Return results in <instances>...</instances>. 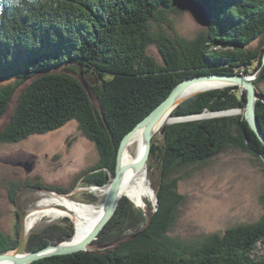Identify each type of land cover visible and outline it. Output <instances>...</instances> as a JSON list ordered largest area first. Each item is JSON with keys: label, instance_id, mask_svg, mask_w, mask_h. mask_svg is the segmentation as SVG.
Here are the masks:
<instances>
[{"label": "trees", "instance_id": "1", "mask_svg": "<svg viewBox=\"0 0 264 264\" xmlns=\"http://www.w3.org/2000/svg\"><path fill=\"white\" fill-rule=\"evenodd\" d=\"M211 11L210 27L187 40L176 34L170 20L183 14L172 0H0V122L16 89L28 82L0 131V144H14L76 121L100 156L81 182L85 187L105 185L113 177L122 138L178 83L207 74L250 75L255 63V72L261 67L264 0H211ZM151 46L162 57L160 64L148 55ZM66 72H89L95 83L85 88ZM262 81L264 72L257 87ZM245 105L246 93L237 87L211 90L181 103L172 118L231 109H241L242 114L161 127V139L156 135L152 139L148 159L162 167L157 210L149 215L148 226L139 227L143 214L123 197L94 241L115 248L51 256L31 264H264V254L253 253L264 243V213L254 223L190 242L168 235L185 202L174 174L205 166L227 152L248 153L264 164V146L244 119ZM255 110L264 135V102L257 101ZM27 184L9 183L13 205ZM260 201L264 209V194ZM18 219L13 237L0 230V254L17 247ZM73 235L71 220L61 219L30 234L26 250L37 252Z\"/></svg>", "mask_w": 264, "mask_h": 264}, {"label": "rangeland", "instance_id": "2", "mask_svg": "<svg viewBox=\"0 0 264 264\" xmlns=\"http://www.w3.org/2000/svg\"><path fill=\"white\" fill-rule=\"evenodd\" d=\"M182 13V15L171 17L170 20L176 34L190 40L195 37L194 34L197 31H201L205 27L197 25L188 13ZM253 46H259V42H254ZM261 46L264 47V39ZM147 53L159 64L162 62V57L155 46H151ZM255 67L256 63L251 67L250 75L255 72ZM66 73L71 74V72ZM234 74L242 75L240 72ZM72 76H76L85 88H87V83L90 85L95 83L94 75L89 72L80 73L79 75L73 74ZM27 84L28 82L16 89L9 110L0 122V131L9 121L16 107L17 98ZM258 87L264 94V81L258 83ZM224 88L227 87L221 89ZM208 91L211 90L199 94ZM90 98L93 105L98 107L97 100L92 94H90ZM240 113H242V110L229 112L230 117L240 115ZM207 115L209 113L202 116ZM211 115L209 118L222 117L214 116L215 114ZM165 123L169 124L168 122ZM159 131L155 135L160 140ZM134 150L135 147L131 148L132 154H134ZM99 160L100 156L95 144L83 135L75 121H70L56 130L43 134L29 135L25 139L17 140V143L14 144H0V230L5 235L12 237L16 235L17 224L15 222L19 218V214L16 217L17 210L24 216L28 212L35 211L36 203L45 198V195L57 194L53 189H50L51 187L62 188L66 191L64 197L79 204L101 205L102 207L106 197V194L104 196V193H102V189L106 187L109 189L113 178L102 186L91 185L85 187L81 182L88 176H85L84 172L94 167ZM143 169L147 172L146 183L152 189L154 199L144 197L145 206L140 208L126 197L128 201L130 200L134 209L141 211L143 214L144 220L139 227L148 226L149 215L155 213V206L158 202V183L162 174V167L155 159L153 161L148 160ZM172 179H178L177 192L185 197V202L179 208L176 222L168 233L170 237L187 242L194 241L213 233L224 232L227 228L239 224L254 223L264 213L260 201L261 196L264 194V164L248 153L241 151L222 153L205 166L192 167L177 172L172 176ZM10 182L28 183L17 192L16 205H13L9 198L7 188ZM38 185L45 186L47 189L38 188ZM58 195H61V193ZM91 197L95 199L94 203ZM57 206L61 209L66 208L61 204ZM65 217L68 218L69 216L61 215L60 218L54 221L43 219L41 223L35 225L29 231V234L41 230L44 225L57 224ZM71 222L73 223L72 218ZM26 223L25 220V227ZM73 228L75 229V225ZM131 234L127 235L130 236ZM133 234L135 233L133 232ZM114 247L104 244L102 246L94 245L91 248L95 252H107ZM253 253L255 255L264 254V243H260Z\"/></svg>", "mask_w": 264, "mask_h": 264}, {"label": "water", "instance_id": "3", "mask_svg": "<svg viewBox=\"0 0 264 264\" xmlns=\"http://www.w3.org/2000/svg\"><path fill=\"white\" fill-rule=\"evenodd\" d=\"M172 5L179 12L189 13L191 18L199 23L198 25L201 27H205L204 29H208L211 24L212 19V11H211V0H172ZM244 71V70H243ZM264 71V60L262 62L261 68L253 73L252 75H248L245 72H240L239 74H207L201 76H194L188 78L186 80L178 83L169 93V95L158 104L146 117H144L141 121H139L132 130H130L121 140L119 147L117 149L116 154V165L114 176L109 187V191L106 194L104 199V211L100 217V221L96 224L94 229L90 232V235H86V237L77 244L74 245H64V243L49 245L44 249H41L37 252H26V247L28 243L29 233L26 231L24 225V215L20 213L21 219V231L18 238V245L16 250L0 254V264H31L35 261L58 255H69L75 252L87 251L88 253H93V250H90L88 247L91 246L92 242L95 241V236L99 234V232L103 229V227L109 221V218L114 215V211H116V207L118 205L117 202V193L119 187L122 183L124 171L126 167H121L120 162L122 155L130 143L133 136L140 132L142 135V143H143V154L141 158L132 166L134 171H139L143 169L148 161L152 139L156 134V131L164 125L166 122V118L170 111V115H172L173 111L185 100L197 95L195 93H189L188 95V87L193 83L199 81H215L217 83H225L226 87H237L241 94L245 91L246 93V105L243 112L244 118L248 123L249 127L255 133L259 141L264 146V135L261 132V129L258 124V119L256 116V102L262 101L264 102V94L255 84V81L263 74ZM249 76V77H246ZM219 89V88H217ZM221 89V88H220ZM199 94V93H198ZM234 110L220 111V112H210L208 116L195 115L189 117H173V122L170 123H181L187 121H195L200 119H207L211 117V114H215L214 116H230L231 114H220L225 112H230ZM239 111V110H237Z\"/></svg>", "mask_w": 264, "mask_h": 264}, {"label": "bare ground", "instance_id": "4", "mask_svg": "<svg viewBox=\"0 0 264 264\" xmlns=\"http://www.w3.org/2000/svg\"><path fill=\"white\" fill-rule=\"evenodd\" d=\"M189 14V13H188ZM190 15V14H189ZM213 19V16H212ZM196 22V21H195ZM197 23V22H196ZM199 23H197L198 25ZM262 66V65H261ZM261 68V67H260ZM264 72V71H263ZM225 83H217L215 81H199L196 83H193L188 87L189 93H201L207 90H215L217 88H223ZM227 85V84H225ZM231 112V111H230ZM225 114H229L225 113ZM208 116V115H207ZM166 122H173L174 119H172L170 115V111L168 113V116L165 120ZM166 124V123H165ZM157 132V131H156ZM134 154L131 153V148H134ZM143 143H142V135L140 139V132H137L133 138L131 139L130 143L126 147L122 158L120 162L121 167H126V170L124 171L122 183L119 187L118 193H117V202L119 206V202L122 197H127L131 201H133L138 207L143 208L145 206L144 197H150L151 200L154 199V193H152V189L149 185H147V172L144 169H141L139 171H134L132 166L141 158L143 154ZM102 188V187H101ZM100 189V188H99ZM108 187L102 189V193L105 194L108 193ZM40 194V193H39ZM46 197L42 200L38 201L35 205V211L28 212L24 217V225L26 220V231L29 232L33 229L35 225H38L41 223L43 219H48L50 221L57 220L61 217V215L69 216L72 218L73 223L75 225V233L73 237L65 242L64 245H74L82 241L86 235H90L91 231L94 229L96 224L100 221V217L103 214L104 206H94V205H87V204H79L67 197L61 196V195H45ZM64 205L66 208L61 209L57 205ZM104 204V203H103ZM116 207V208H117ZM116 212V211H114ZM19 214V213H18ZM115 214V213H114ZM20 216V214H19ZM114 216V215H113ZM112 216V217H113ZM109 218L110 219L112 218ZM70 218V220H71ZM20 225H21V219H19ZM93 224V225H92ZM105 227V226H104ZM103 227V229H104ZM20 228V227H19ZM102 229V230H103ZM102 230L99 232V234L102 232ZM21 231V229H20ZM19 231V235H20ZM98 235L95 236V239H98ZM19 238V237H18ZM58 243V244H61ZM56 245V244H51ZM94 241L92 242L91 246L88 247L89 249L93 247ZM97 245V244H96ZM116 245V244H115ZM114 246V245H112ZM17 248V247H16ZM13 249L14 250H16ZM115 248V247H114ZM113 249V248H112ZM84 253H88L87 251H82ZM79 253V252H75ZM48 258V257H47Z\"/></svg>", "mask_w": 264, "mask_h": 264}, {"label": "clouds", "instance_id": "5", "mask_svg": "<svg viewBox=\"0 0 264 264\" xmlns=\"http://www.w3.org/2000/svg\"><path fill=\"white\" fill-rule=\"evenodd\" d=\"M263 59H264V57H263ZM261 91V90H260ZM186 101V100H185ZM183 103V102H182ZM177 108V107H176ZM231 110H234V111H237V110H239V111H241L240 109H231ZM174 112V111H173ZM208 113H210V112H208ZM208 113H202V114H208ZM173 114V113H172ZM240 114H242V113H240ZM200 115V114H199ZM172 116V115H171ZM190 116H195V115H190ZM244 116V115H243ZM175 117V116H174ZM182 117H189V116H182ZM179 118V117H178ZM212 118H215V117H212ZM207 119H210V118H207ZM245 119V118H244ZM200 120H204V119H200ZM195 121H199V120H195ZM76 122V121H75ZM187 122H189V121H187ZM181 123H183V122H181ZM248 124V123H247ZM78 125V124H77ZM164 126V125H163ZM155 136V135H154ZM257 137V136H256ZM154 138V137H153ZM259 140V139H258ZM151 151V150H150ZM149 159V158H148ZM115 171V170H114ZM113 176H114V174H113ZM113 178V177H112ZM59 193H57V195H58ZM61 195H63V196H65L64 194H61ZM126 198V197H125ZM105 199V198H104ZM104 202V201H103ZM156 210H157V204H156V206H155V212H156ZM18 211V210H17ZM65 218H67V217H65ZM67 219H69L70 220V218L68 217ZM109 223V221L107 222V224ZM107 224L105 225V226H107ZM50 225V224H49ZM74 226V225H73ZM20 228H21V225H20ZM227 230V229H226ZM29 233V232H28ZM29 236H30V234H29ZM28 240H29V238H28ZM96 241V240H95ZM18 245V244H17ZM49 246V245H48ZM47 247V246H46ZM27 248V247H26ZM44 249V248H43ZM90 250H93V248H90ZM11 251H13V250H10V251H8V252H11ZM94 251V250H93ZM26 252H27V250H26ZM95 252V251H94ZM5 253H7V252H5ZM27 253H29V252H27ZM3 254V253H2ZM59 256V255H58Z\"/></svg>", "mask_w": 264, "mask_h": 264}]
</instances>
